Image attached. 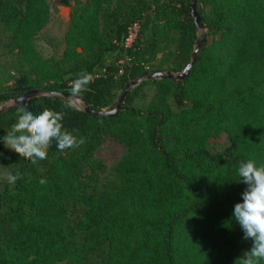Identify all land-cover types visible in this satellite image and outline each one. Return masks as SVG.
<instances>
[{"label": "trees", "instance_id": "16d2710c", "mask_svg": "<svg viewBox=\"0 0 264 264\" xmlns=\"http://www.w3.org/2000/svg\"><path fill=\"white\" fill-rule=\"evenodd\" d=\"M74 2L54 58L35 43L50 20L49 0H0L8 52L34 74L14 76L0 105L37 90L69 93L70 81L87 72L94 82L81 99L112 108L131 80L181 71L203 43L186 77L140 82L113 116L65 108L56 96L0 114V137L23 106L63 112L64 130L85 138L64 151L53 141L36 164L0 141V177L22 173L13 185L0 179V264H240L252 241L232 215L246 188L236 171L249 159L264 165V0H196L203 32L189 0ZM223 135L225 149L212 151ZM107 138L124 153L99 177L96 152Z\"/></svg>", "mask_w": 264, "mask_h": 264}, {"label": "clouds", "instance_id": "9594fccd", "mask_svg": "<svg viewBox=\"0 0 264 264\" xmlns=\"http://www.w3.org/2000/svg\"><path fill=\"white\" fill-rule=\"evenodd\" d=\"M93 82L92 74L78 73L69 83V96L63 106L81 110L78 101ZM63 116V112L48 108L33 113L26 107H18L15 123L0 137V141L6 149L14 151L32 164L47 159L48 148L53 141L60 151L76 149L85 143V138L64 130ZM236 174L239 177L238 182L244 183L246 188L241 194L242 202L234 205L232 215L243 230V238L252 241L250 249L243 253L240 264H260V261H264V165L258 166L249 159L239 163ZM21 178L22 173L19 171L5 172L0 177L9 185L15 184ZM39 183L45 185L47 180L41 178Z\"/></svg>", "mask_w": 264, "mask_h": 264}, {"label": "rangeland", "instance_id": "374dc122", "mask_svg": "<svg viewBox=\"0 0 264 264\" xmlns=\"http://www.w3.org/2000/svg\"><path fill=\"white\" fill-rule=\"evenodd\" d=\"M51 16L48 24L42 28L36 36V47L44 57L60 58L64 49V34L69 26L71 12L75 6L74 0H49ZM114 55L111 56V58ZM26 73L30 79L34 74L15 50L8 52L6 46V34L0 33V91L4 90L12 81L13 77ZM149 96L152 95L153 87L147 89ZM81 107L80 102L78 101ZM144 106L145 102L136 103ZM109 109V108H104ZM227 145L226 136L223 135L219 143H210L212 151H223ZM124 149L121 144L112 139H105L96 152V156L103 161L104 170L98 173L99 177L112 174L116 162L121 158Z\"/></svg>", "mask_w": 264, "mask_h": 264}, {"label": "water", "instance_id": "95a60500", "mask_svg": "<svg viewBox=\"0 0 264 264\" xmlns=\"http://www.w3.org/2000/svg\"><path fill=\"white\" fill-rule=\"evenodd\" d=\"M190 15L193 17L194 23L197 27V30L199 32H203V25L201 23V19L199 17V14L197 12L196 8V0H189V7H188ZM203 43V40H198L193 48V51L190 54V58L185 65V67L176 73L170 72V71H161L157 70L154 71L146 76L141 75L133 80H131L125 87L124 91L122 92L120 98L118 99L117 103L115 106L109 109H91L89 106L86 105V103L80 98L79 102L81 106H83L84 111L92 113L93 115L96 116H113L115 115L122 107L125 98L127 96L128 91L134 87L135 85L139 84L140 82L144 80H149V79H162V78H168L171 80H181L184 77L188 75V72L190 68L193 66L198 51ZM49 96H56V97H61V98H68L69 93L67 92H60V91H52V90H37L33 92H29L26 94H23L21 96L11 98L8 101L4 102L3 104L0 105V114L4 113L11 107H17L19 106L22 102L29 101L33 98H38V97H49Z\"/></svg>", "mask_w": 264, "mask_h": 264}, {"label": "built area", "instance_id": "2783aa9c", "mask_svg": "<svg viewBox=\"0 0 264 264\" xmlns=\"http://www.w3.org/2000/svg\"><path fill=\"white\" fill-rule=\"evenodd\" d=\"M137 31H138V24L137 23H134L130 28H129V31H128V36L127 38L125 39V45H129L130 42L134 39V37H136L137 35Z\"/></svg>", "mask_w": 264, "mask_h": 264}]
</instances>
